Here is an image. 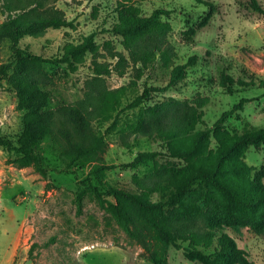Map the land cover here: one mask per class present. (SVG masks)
Returning <instances> with one entry per match:
<instances>
[{
  "label": "rangeland",
  "instance_id": "374dc122",
  "mask_svg": "<svg viewBox=\"0 0 264 264\" xmlns=\"http://www.w3.org/2000/svg\"><path fill=\"white\" fill-rule=\"evenodd\" d=\"M258 1L264 7V0ZM208 4L216 9L209 23L200 27L209 13ZM55 5L64 11L70 26L46 28L41 36L26 35L18 43L10 38L0 41L2 136L17 146L32 136L43 137L47 122L54 124L67 117L69 108L82 104L88 93L122 89V103L106 120L93 121L96 134L105 143L103 151L83 165H68L54 127L30 158L0 146V264H156L153 255L159 264H214L190 253V241L180 236L176 241L170 237L158 241L157 234L148 231L152 245L146 251L100 202L96 185L140 195L138 178L149 172L185 169L186 162L164 155L163 143L150 133L144 111L155 104L207 98L202 108L204 122L198 126L206 128L246 99L243 108L229 115L223 126L232 133L264 128V14L254 10L250 0L137 1L142 16L157 9L168 11L162 21L171 25L169 39L177 55L169 67L161 61L147 68L129 62L126 73L120 75L114 70L117 59L112 54L119 51L128 56V52L123 38L111 32L118 22L120 0H59ZM6 17L0 0V24ZM89 38L93 53L78 55L72 62L61 61L68 45H83ZM19 49L53 61L19 55ZM193 56L198 57L197 63L186 68L176 86L167 87L173 67ZM99 64H109L111 72L100 74ZM223 74L236 83L225 86ZM146 88H153L150 98L133 107ZM30 91L39 101L45 100L44 107L53 117L33 119L38 114L30 112ZM211 147H217L214 139ZM145 152L160 154L132 166ZM243 157L252 168V178L264 185L260 173L264 144L249 147ZM207 194L217 199L218 194L205 186L198 187L190 198L203 206ZM151 200L160 201V194H153ZM217 205L218 223L210 233L213 243L227 235L246 252L248 264H264V230L233 226L222 215L223 205ZM187 210L178 205L165 208L173 220L180 221L188 217ZM201 249L211 254L210 249Z\"/></svg>",
  "mask_w": 264,
  "mask_h": 264
},
{
  "label": "trees",
  "instance_id": "16d2710c",
  "mask_svg": "<svg viewBox=\"0 0 264 264\" xmlns=\"http://www.w3.org/2000/svg\"><path fill=\"white\" fill-rule=\"evenodd\" d=\"M58 1L3 0L7 19L0 24V41L10 38L18 43L26 35L41 36L46 28L70 26L64 11L55 5ZM137 1L143 0H120L118 22L113 24L111 30L113 34L123 38L122 44L128 52V56L119 51L112 54L117 59L114 70L120 75L126 73L129 62L142 64L147 68L161 61L169 67L177 55L169 39L171 25L162 21V15H167L168 11L157 9L150 16H142L136 5ZM250 3L254 10L264 14V7L258 0H250ZM208 5L209 13L200 22V27L209 23L216 9L213 4ZM92 42L89 38L86 44L68 45L61 61L72 62L78 55L89 51L93 53L88 46ZM18 53L38 61H53L28 49H19ZM197 60L198 57L193 56L185 64L174 66L167 87L176 86L186 68L194 66ZM99 67L97 71L100 74L111 72L109 64H99ZM1 71L7 73L5 64H2ZM222 83L230 87L236 81L228 74H223ZM152 91L153 88H146L131 105L135 107L149 99ZM122 96V89L101 95L88 93L82 104L69 108L71 112L67 117L54 124L47 122L43 137L32 136L24 144L17 146L12 140L3 137L0 130V146L30 158L44 136L54 127V131L61 138L58 142L59 148L68 156V165H83L94 160L103 151L105 143L96 134L93 121L95 118L106 120L121 105ZM27 97L30 112L38 114V117L33 118L35 121L53 117L52 112L44 107L45 100L39 101L32 91L28 92ZM207 101V98L198 97L193 101L165 102L144 111L150 133L166 148L164 155L185 161L184 170L166 169L163 173L149 172L144 178H138L140 195L115 188L101 189L96 185L97 195L130 238L141 244L146 251L151 250L150 231L160 236H155L158 241L162 237H170L176 241L179 236L185 241L189 240L190 253L202 256L214 264H248L246 252L238 248L231 237L222 235L214 244L210 233L218 223V203L223 205L222 215L227 216V221L233 226L238 228L251 225L256 231L264 230V185L252 178V168L243 157L249 147L259 148L264 144V128H250L242 133H232L223 126L229 115L243 108L248 102L246 99H242L231 111L225 112L213 127L198 128L204 122L202 108ZM212 139L217 143L216 148L211 147ZM159 154L141 153L131 165L137 166ZM260 173L264 174V167L260 168ZM94 181L100 184L99 178H94ZM201 186L214 190L218 194L217 199L207 194L203 206L198 201L191 200V194ZM156 193L160 194L161 200L152 202L151 197ZM177 205L188 209V217L182 221L173 220V214L165 212V208ZM201 247L210 249L211 254L204 253L205 249ZM152 260L159 264L156 255L152 256Z\"/></svg>",
  "mask_w": 264,
  "mask_h": 264
}]
</instances>
